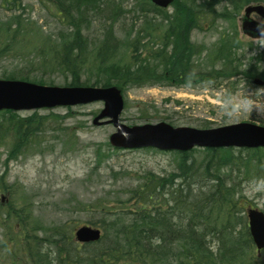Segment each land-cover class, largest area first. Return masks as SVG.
<instances>
[{"label": "rangeland", "instance_id": "obj_1", "mask_svg": "<svg viewBox=\"0 0 264 264\" xmlns=\"http://www.w3.org/2000/svg\"><path fill=\"white\" fill-rule=\"evenodd\" d=\"M207 1L211 18L202 16L198 23L204 28L193 29L191 16L204 14ZM53 2L0 0V79L5 72H30L31 79L62 87L65 73L52 64L43 46L58 47L71 39L72 25L91 47L110 30L119 47L105 79H111V69L123 75L125 68L128 75L135 72L127 50L133 39L140 42L138 64L161 74V83L126 82L118 87L124 125L165 122L200 130L239 123L264 127V87L251 82L263 78L258 73L264 68V39L241 33L243 6L237 0H174L168 8L155 11L149 0ZM252 19L264 24V19ZM168 29L172 35L182 33L185 41L178 54L192 67L186 80L167 79L169 67L152 61L153 53L163 48L162 33ZM219 48H223L220 59L214 60ZM88 67L83 77L94 80L90 61ZM250 70L257 71L253 78ZM230 96H246L251 103L233 111L226 107ZM102 108L96 102L35 111L42 126L30 136L18 135L16 127L33 112L0 114V264H11L15 257L17 264H27L22 252L26 235L41 238L57 228L73 234L98 221L101 211L120 208L145 174L164 176L175 170L173 152L114 150L108 142L114 128L92 125ZM242 188L246 210L264 213V182H243ZM256 256L264 259V252Z\"/></svg>", "mask_w": 264, "mask_h": 264}, {"label": "trees", "instance_id": "obj_2", "mask_svg": "<svg viewBox=\"0 0 264 264\" xmlns=\"http://www.w3.org/2000/svg\"><path fill=\"white\" fill-rule=\"evenodd\" d=\"M237 2L243 7L264 5V0ZM150 5L153 11L159 9ZM209 9L207 1L204 14L191 16L193 29L204 28L198 22L202 16L211 18ZM71 30L72 38L58 47L52 43L43 46L52 64L65 73L63 86L116 85L118 88L126 82H162L160 73L153 72L145 63L138 64L135 59L140 45L137 39L127 45L128 62L135 64V72L128 75L125 68L123 75L111 69V79H105L110 65L116 63L119 41L109 30L91 47L76 26L72 25ZM169 32L170 29L162 33L163 48L153 53L152 61L169 67L167 79L186 80L189 77L186 71L191 73L192 67L178 54L185 41L182 33ZM170 36L174 37L171 42ZM170 45V51L166 52L164 49ZM222 50L219 48L214 53V60L220 59ZM190 52L196 54L194 49ZM89 61L95 72L94 80L83 77L90 69ZM24 74L5 72L1 78L55 86L50 81L31 79L30 72ZM256 74L255 70L249 71L250 78ZM258 75L263 78L257 79L264 82V68ZM25 120L16 127L18 135H33L42 126L37 112ZM175 157V170L164 176L145 174L141 184L119 203L124 207L105 209L98 221L89 222L101 230L97 242L78 244L72 232L64 233L58 228L41 238L26 235L22 252L27 264H264V259L256 256L258 251L249 236L245 216L247 200L242 188L243 182H264V149H193L175 153ZM17 262L16 257L10 260L11 264Z\"/></svg>", "mask_w": 264, "mask_h": 264}, {"label": "water", "instance_id": "obj_3", "mask_svg": "<svg viewBox=\"0 0 264 264\" xmlns=\"http://www.w3.org/2000/svg\"><path fill=\"white\" fill-rule=\"evenodd\" d=\"M166 8L172 0H152ZM241 18V32L251 39H264V24L250 16L264 18L262 5H248ZM259 28V31H258ZM256 85H263L254 80ZM103 103L102 110L92 120L94 127L110 125L114 132L109 144L116 149L138 150L151 148L158 151L187 152L199 149H257L264 148V127L248 123L200 130L190 127H173L165 122L128 127L120 121L123 98L116 87H57L25 82L0 80V111H35ZM250 238L257 251L264 249V213L256 209L246 212ZM99 229L82 226L75 230L77 243H95L100 239Z\"/></svg>", "mask_w": 264, "mask_h": 264}, {"label": "clouds", "instance_id": "obj_4", "mask_svg": "<svg viewBox=\"0 0 264 264\" xmlns=\"http://www.w3.org/2000/svg\"><path fill=\"white\" fill-rule=\"evenodd\" d=\"M250 103H251L250 99L246 96H241L239 99H235L230 96L226 100V107H231L233 111H238L242 107L248 106Z\"/></svg>", "mask_w": 264, "mask_h": 264}]
</instances>
